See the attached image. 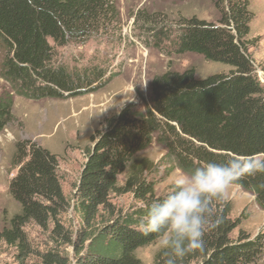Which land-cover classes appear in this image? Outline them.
<instances>
[{
    "label": "trees",
    "instance_id": "obj_1",
    "mask_svg": "<svg viewBox=\"0 0 264 264\" xmlns=\"http://www.w3.org/2000/svg\"><path fill=\"white\" fill-rule=\"evenodd\" d=\"M215 5L218 23L183 18L171 47L177 54L196 53L230 70L203 78L194 68L167 70L153 78L144 111L128 105L109 117L106 129L86 151L76 188L82 227L69 230L62 221L70 203L57 157L30 146L10 183L20 210L0 230V242L16 250V264H143L138 250L161 238L144 235L141 222L150 206L169 192L158 195L151 182L137 176L133 162L155 140L185 172L233 156L264 158V85L248 49L251 0H216ZM148 15L139 11V17ZM120 25L118 0H0L4 77L33 100L93 92L104 84L106 70L56 64L57 50L86 45ZM163 35L168 40L169 30L156 34L159 40ZM12 115V99L0 96V133ZM21 153L22 146L17 155ZM127 168L130 173L121 187L119 177ZM233 184L253 193L264 209V173L245 175ZM118 192L131 193L139 204L116 209L110 199ZM31 223L50 231L52 247L41 251L34 246L26 231ZM237 226L226 207L213 208L204 251L189 253L181 264H260L264 236L250 238L241 231L234 238ZM163 260L161 249L154 264Z\"/></svg>",
    "mask_w": 264,
    "mask_h": 264
},
{
    "label": "rangeland",
    "instance_id": "obj_2",
    "mask_svg": "<svg viewBox=\"0 0 264 264\" xmlns=\"http://www.w3.org/2000/svg\"><path fill=\"white\" fill-rule=\"evenodd\" d=\"M216 0H118L121 12L120 28L108 35L97 36L83 46L74 44L57 50L56 64L63 63L79 69L98 66L106 70L104 84L93 92L66 99L43 98L33 100L19 93L17 87L3 74L5 51L0 46V96L13 101L10 123L0 133V230L20 210L10 193V183L17 175L30 146L49 150L58 160V174L63 191L69 200L68 209L61 215L69 230L82 227L83 220L76 202V188L90 149L99 133L106 129L107 120L125 106L144 111L149 104L153 78L167 70L183 71L194 68L199 78L227 73L229 66L206 60L196 53L177 54L171 47L183 18L218 23L220 13ZM254 18L250 24L248 46L254 60L255 73L264 85V0H251ZM139 11L149 14L139 17ZM169 30L159 40L160 30ZM23 147L19 156L17 151ZM167 150L155 140L148 149L134 158L137 176L146 178L155 186L158 195L172 190L175 176L185 172L166 156ZM129 168L119 177L125 186ZM116 209H128L139 204L131 193H114L110 199ZM226 207L238 226L234 238L244 232L250 238L264 236V209L255 195L239 185L232 184L225 197L213 208ZM34 246L43 251L54 244L50 231L35 223L26 227ZM67 250L71 251L70 248ZM161 250L160 239L138 250L143 264H154ZM15 248L0 242V264H16ZM260 264H264L263 258Z\"/></svg>",
    "mask_w": 264,
    "mask_h": 264
},
{
    "label": "clouds",
    "instance_id": "obj_3",
    "mask_svg": "<svg viewBox=\"0 0 264 264\" xmlns=\"http://www.w3.org/2000/svg\"><path fill=\"white\" fill-rule=\"evenodd\" d=\"M256 173H264V158L255 155L209 161L178 173L172 190L150 206L141 222L144 235L161 238L163 264H181L189 253L203 252L214 203L241 177Z\"/></svg>",
    "mask_w": 264,
    "mask_h": 264
}]
</instances>
